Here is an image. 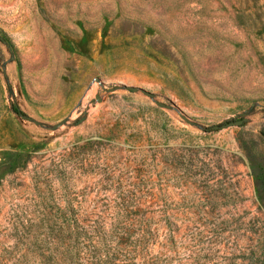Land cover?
Masks as SVG:
<instances>
[{"label": "rangeland", "instance_id": "374dc122", "mask_svg": "<svg viewBox=\"0 0 264 264\" xmlns=\"http://www.w3.org/2000/svg\"><path fill=\"white\" fill-rule=\"evenodd\" d=\"M0 264H264V0H0Z\"/></svg>", "mask_w": 264, "mask_h": 264}, {"label": "water", "instance_id": "95a60500", "mask_svg": "<svg viewBox=\"0 0 264 264\" xmlns=\"http://www.w3.org/2000/svg\"><path fill=\"white\" fill-rule=\"evenodd\" d=\"M242 123V121H239V122H235V123H231V124H229V125H233V124H241ZM217 128V127H216ZM215 128V129H216Z\"/></svg>", "mask_w": 264, "mask_h": 264}, {"label": "trees", "instance_id": "16d2710c", "mask_svg": "<svg viewBox=\"0 0 264 264\" xmlns=\"http://www.w3.org/2000/svg\"><path fill=\"white\" fill-rule=\"evenodd\" d=\"M20 116L22 115L20 112H17Z\"/></svg>", "mask_w": 264, "mask_h": 264}]
</instances>
